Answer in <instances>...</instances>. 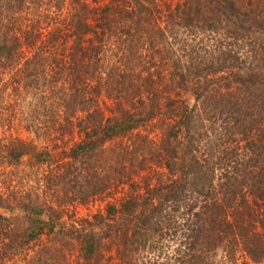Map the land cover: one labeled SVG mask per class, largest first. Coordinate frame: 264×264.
<instances>
[{"label": "trees", "instance_id": "trees-1", "mask_svg": "<svg viewBox=\"0 0 264 264\" xmlns=\"http://www.w3.org/2000/svg\"><path fill=\"white\" fill-rule=\"evenodd\" d=\"M87 1L68 0L70 19L56 29H66V38L62 32L60 38H42L37 23L22 16L30 9L28 0H0V77L20 66L13 87L33 98L43 91L51 100L43 110L51 130L60 136L77 130L82 137L59 151L0 141V159L10 167L48 168L44 198L39 191L18 198L0 192V264H22L27 256L43 264L46 255L71 242L78 245L76 264H103L106 241L114 244L118 264H136L140 247L166 230L162 220L174 212L188 216L183 233L192 249L199 244L208 253L222 249L230 261L240 251L252 264H264V63L236 52L216 59L214 51L206 61L190 41L216 36L223 25L233 28L235 38L251 30L261 35L264 0H252L250 9L239 0H184L173 7L162 0H108L102 8H90ZM106 43L122 53L117 66L105 56ZM219 79L228 80L226 88ZM169 88L181 98L168 97L162 106ZM101 97L113 105L109 116L98 108ZM205 102L213 104L208 119L231 115L252 155L236 168L238 177L217 178L216 153L202 146L208 134L201 131ZM162 117L163 139L147 152L168 180L108 205L88 228H66L62 207L85 204L127 182L136 165L146 168L145 152H135L138 159L127 148L106 145Z\"/></svg>", "mask_w": 264, "mask_h": 264}, {"label": "rangeland", "instance_id": "rangeland-1", "mask_svg": "<svg viewBox=\"0 0 264 264\" xmlns=\"http://www.w3.org/2000/svg\"><path fill=\"white\" fill-rule=\"evenodd\" d=\"M183 1L162 0V2H166L172 7ZM239 1L244 3L245 8L249 7L250 9L252 6V0ZM28 2H30V9L24 11L22 16L28 24L37 23V30H39L37 32L42 33V38H60V32L63 33L62 38H66V29L61 31L63 28H60L59 33H56V29L60 26L62 27V24L67 23L70 19L71 10L68 0H28ZM107 3L108 0L87 1L90 8H102ZM255 4L256 2L253 1V6ZM231 29L233 28L223 25L222 28L220 27L219 34L216 36L201 34L199 38L191 37L190 41H192V45H195L197 51L200 54L202 53L206 61H212V51L216 53V59H218V55L222 52L224 53L222 54L223 57L225 55L228 56L230 52H236L243 57L246 54L251 55L254 62L262 67L264 63V33L260 35V33L257 34L251 30L246 31L247 33L245 32V34L239 33L243 35L235 38V34H238L232 33L233 31ZM104 51L110 64L112 62L116 64L122 57L120 49L114 43H106ZM126 58H129V56ZM125 62L123 58L121 65H124ZM136 62L134 60L132 64L136 65ZM18 69H20V66L15 65L12 71H7L5 72L6 74L0 77V141L4 143L14 139L22 140L26 143L37 145L40 148H54L56 151L78 143L82 137L77 130H74L72 134L64 136L56 135L54 133L55 131L51 130V125L47 123L49 120L48 117H43V110L48 109L51 100H46L43 91L40 93L42 96L39 97L38 94L37 98H33L30 95H24L18 85L13 87L12 82H16L17 80ZM216 78H214L215 81H217ZM218 81L220 88L227 87L226 83L228 80L219 79ZM164 94L165 101H162L164 102L162 106L166 104L168 97L177 101L181 98L180 95H176V92L172 88L164 91ZM184 96L186 94H183L182 97ZM96 102L99 110L106 116H109V110L113 107L112 103L104 97L97 98ZM212 106L213 104L211 102H205L200 107L203 121L204 119L207 120L204 121L201 131H208L206 137L202 139V146H205L204 149H207V151L211 148L216 153L215 163L219 167L216 168L217 178L221 177L225 180L224 173H227L229 176L238 177L236 168L241 167V162L243 164L246 163L252 155L248 153V150H244V142L241 139L242 135L240 134L239 127L233 126L234 123L232 121L233 119H230V114L224 112L221 117L212 116L211 119H208L209 110ZM164 119L162 117L152 120L134 131L127 138L116 141L115 144L106 145V148L114 146V148L119 147V150L127 148L128 152L132 154H135V152L137 154L139 152H145L146 168L139 169L136 165L133 167V172L135 173L131 172V177L127 182L125 181L124 184H119L116 188L108 189L103 194L96 196L85 204L79 201H72L73 203L62 207V221L65 222L66 228L72 226L77 229H82L84 226L88 228V223L95 221L93 219L94 216L104 215L106 213L108 205L114 204L118 206L120 201L126 199L130 194H133V196L135 194L142 195L146 184L155 186L158 182L168 180L166 171L162 168L159 161L151 158L147 152L149 148L152 151L160 146L163 139L164 126L167 122V119ZM132 154L129 155L133 158L137 157L141 159L140 154H135L137 156H133ZM47 169V165L33 170L23 165L10 167L0 159V192L4 196L18 198L21 193L28 194L29 192V194L33 195L34 192L39 191L41 197L44 198V175H46L45 172ZM41 180L43 181L40 182ZM247 199L248 204L252 206V197L247 195ZM10 201L12 202L14 200ZM39 202L43 201L39 200ZM185 210V207L181 208V212ZM171 215L172 218H169L166 214L162 220L166 230L164 229L161 233L151 235L149 242L145 246L140 247L137 253L138 258L135 261L136 264H194V262L195 264H252L249 258L240 251L235 254L234 260L230 261L228 255L222 249L208 253V250H206L207 247L204 244L196 245L192 249L191 239H186L187 234L184 235L183 233V228H185L183 224L187 222L188 216H184L178 212L171 213ZM188 223H191V219H189ZM169 224H171L170 228H168ZM45 243L47 244L46 241ZM104 246L105 254L103 264H118L114 244L106 241ZM36 250L40 252V249L36 248ZM78 255V245L76 243L71 242L70 245L61 244L55 254L50 255L49 253V255H46L47 262L43 264H76L79 260ZM24 258L21 259L22 264H35L38 262L34 259L28 260L29 256Z\"/></svg>", "mask_w": 264, "mask_h": 264}]
</instances>
